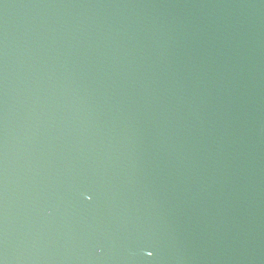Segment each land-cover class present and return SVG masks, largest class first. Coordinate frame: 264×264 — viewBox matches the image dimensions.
Returning a JSON list of instances; mask_svg holds the SVG:
<instances>
[{
	"label": "water",
	"instance_id": "water-1",
	"mask_svg": "<svg viewBox=\"0 0 264 264\" xmlns=\"http://www.w3.org/2000/svg\"><path fill=\"white\" fill-rule=\"evenodd\" d=\"M0 264H264V0H0Z\"/></svg>",
	"mask_w": 264,
	"mask_h": 264
},
{
	"label": "snow or ice",
	"instance_id": "snow-or-ice-1",
	"mask_svg": "<svg viewBox=\"0 0 264 264\" xmlns=\"http://www.w3.org/2000/svg\"><path fill=\"white\" fill-rule=\"evenodd\" d=\"M151 253H149V255H150Z\"/></svg>",
	"mask_w": 264,
	"mask_h": 264
}]
</instances>
